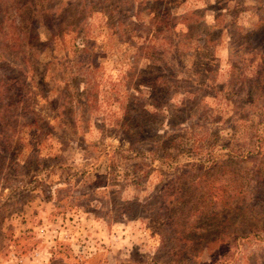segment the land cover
I'll return each instance as SVG.
<instances>
[{"label":"rangeland","instance_id":"1","mask_svg":"<svg viewBox=\"0 0 264 264\" xmlns=\"http://www.w3.org/2000/svg\"><path fill=\"white\" fill-rule=\"evenodd\" d=\"M0 264H264V0H0Z\"/></svg>","mask_w":264,"mask_h":264},{"label":"trees","instance_id":"2","mask_svg":"<svg viewBox=\"0 0 264 264\" xmlns=\"http://www.w3.org/2000/svg\"><path fill=\"white\" fill-rule=\"evenodd\" d=\"M178 204H179V206H178ZM176 205H177L176 206L177 209L175 210V212L181 211L179 199L176 201ZM177 223H178V216H177V220H175V224H177ZM174 239H176V238H174ZM179 241H180V239H179ZM184 248L185 247H183L182 245H180L179 246V249H177V251L173 253V256H180L181 259H184L185 258V255L184 254H181V253H183Z\"/></svg>","mask_w":264,"mask_h":264}]
</instances>
